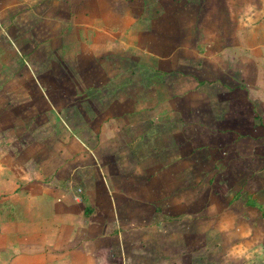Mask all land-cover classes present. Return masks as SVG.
<instances>
[{
  "label": "crops",
  "instance_id": "crops-1",
  "mask_svg": "<svg viewBox=\"0 0 264 264\" xmlns=\"http://www.w3.org/2000/svg\"><path fill=\"white\" fill-rule=\"evenodd\" d=\"M220 1L221 6L202 0L199 12L209 19L200 29L184 25L200 30L192 36L198 50L186 47L181 55L170 44L162 53L154 45L136 54L138 63H152L158 80L147 88L148 97L140 69L113 77L105 69L112 78L106 89L119 87L123 95L105 103L110 112L95 145L104 141L106 149L89 146L74 130L66 141L67 147H80L77 152L63 149L61 133L53 137L55 149L35 154L42 160H32L36 156L25 150V141L18 152L8 151L0 161V264H222L223 254L254 252V241L246 238L255 240L256 223L264 222V0ZM68 13L72 31L73 0H0V39L8 38L25 58V47L37 52L54 45L60 65L75 63V49L72 55L64 51L76 42L64 43V24L57 21ZM24 24L40 38L17 39L15 31ZM113 24L104 26L117 28ZM119 29L128 27L121 23ZM113 42L121 54L111 58L127 63L129 38ZM39 90L48 94L43 86ZM44 99L43 109L63 128L58 102ZM12 106L23 112L16 115L17 128L6 130L7 141L29 138L32 107L24 100ZM113 106L121 113L113 114ZM150 113L153 127L147 128ZM118 141L119 149H109ZM182 221L183 242L177 243ZM211 222L216 227L210 232Z\"/></svg>",
  "mask_w": 264,
  "mask_h": 264
},
{
  "label": "rangeland",
  "instance_id": "rangeland-1",
  "mask_svg": "<svg viewBox=\"0 0 264 264\" xmlns=\"http://www.w3.org/2000/svg\"><path fill=\"white\" fill-rule=\"evenodd\" d=\"M206 1L203 0V2ZM208 1L221 6L220 0ZM73 2L76 6V29L74 26L72 31L69 29V23L74 18L69 13L68 15L63 14L62 20L58 19L57 21L64 24L63 34L66 35L64 36V43H67L66 39L69 40L70 38L76 42V48L67 46L64 51L65 55H68V53L72 55V50L75 49V63L64 61L60 65L56 60L57 58L55 59L54 45L49 44L43 50L37 52H35L33 45L25 47L27 48L25 51L27 57L25 58L19 55V52L8 38L3 37L2 40L0 39V146H2L0 161L2 162H4L8 151L16 153L18 149L23 148L24 141L26 143L24 148L30 151V155H39L38 153H42L45 150L50 152L55 149L54 145H56L53 140L54 135H59L60 133L65 136L63 149H73L77 152L80 147H75L74 145L73 147L69 145L67 147L68 141H66L69 139L66 135L72 134L74 130L82 140H87V142L84 141L89 146H94L96 149L101 143L100 147L103 150L106 149L104 141L95 145L96 137L100 136L104 115L110 112L106 107L114 103L116 98L120 100L123 95L117 93L121 91L119 87H107L106 89L105 83L112 78L105 74V69L108 70V74H112V77L118 71L126 70L131 73L132 70L136 72L140 69L142 71L140 73V81L145 87L144 95L148 97L147 88H152V82L154 83L158 80L157 78H152L154 77L151 70L152 63L147 59L144 61L143 58V63H138L136 54L144 55L148 49H154V45H158L157 50H162V53L170 51V44H176L178 46V54L181 55H184L186 47L198 50L199 43L195 42L192 45V36L194 33L199 35L200 30H185L184 25L186 26L187 24V27L191 28L193 26L200 29L201 22L209 19L205 17L206 14L203 16L200 13L201 9H203L202 0H73ZM187 7L190 9L189 12L186 10ZM259 8H262V5ZM261 11L260 14L263 18L264 9ZM229 18H226V21L231 20ZM170 21L172 25L169 24ZM107 22H114L113 25L117 28L108 29L109 27L104 26ZM121 23H125L128 30H120ZM35 24L37 25V22ZM15 32L16 38L26 43L40 38V35H35L37 32L33 31L30 24L20 25ZM10 33L13 34L11 31ZM43 37L41 36V38ZM115 37L118 39L121 37L129 38L130 45L127 50V63L122 64L118 60L119 58L116 60L111 58L110 54L112 53L121 54L119 46L111 45V43H114ZM47 39L56 43L53 35L48 36ZM134 43L140 45L142 43L143 47H136ZM21 47L23 48L24 46ZM190 52L191 50H189ZM91 70H93L92 73ZM131 77L130 75V82H133L134 79ZM117 81L119 82L120 78ZM179 83L184 84L181 81ZM24 85L30 87L29 93L14 95L9 93L10 89L17 91L22 89ZM186 85L185 83L184 87ZM42 86L48 93L47 95L42 90H39ZM118 86L121 85L119 84ZM73 89L76 90V93H74ZM107 90L109 94H107ZM150 94L153 96L154 90L150 91ZM46 97L54 103L58 102L59 112L64 119L63 128L58 123L55 124L54 121L56 120L54 117L43 109V107H46L44 105V98ZM23 100L32 107L30 113L34 122H32L31 126V136L22 138L19 135L14 140L7 141L6 130L7 133H10L12 129L17 128L16 115L21 117L23 112L18 110V108L14 109L12 104ZM9 103L10 107L8 106ZM105 103H107V106ZM9 110L14 113H7L10 112ZM111 110L113 114L121 113L118 106H113ZM151 115L152 113L145 116V118L149 119L150 124H148L147 128L153 127L152 120H154V117ZM12 123L15 124L12 125ZM9 124H11L12 128L8 127ZM14 125L15 127H13ZM127 128L131 131L133 125ZM14 133L16 135L17 131ZM34 138L37 140H34ZM28 139L29 142L27 143ZM120 145V141L109 144V149H119ZM38 157L36 156L32 160H42V158ZM78 164V161H76V165ZM68 167L69 165L64 168V174L66 168L68 171ZM242 176L244 177L245 174ZM209 226L210 232L212 228L216 227L214 222H211ZM239 226L244 227L245 231H253L248 229V226L244 223L239 224ZM189 229L190 227L188 226ZM192 229L194 232L199 230L195 224H193ZM255 229L260 232V235H257L255 240L249 237L246 238L251 243L254 241V252L249 254H223L220 263L243 264L251 262L250 264H264V222H257ZM184 232L185 221L177 223V243L183 242ZM243 240L240 242L244 244ZM209 244L213 245L211 242ZM246 244L249 243L246 242ZM240 246L244 249L242 245ZM231 248L236 249L234 245Z\"/></svg>",
  "mask_w": 264,
  "mask_h": 264
}]
</instances>
